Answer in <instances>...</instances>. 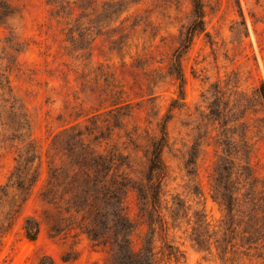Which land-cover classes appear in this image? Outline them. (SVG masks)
<instances>
[{"label": "rangeland", "instance_id": "obj_1", "mask_svg": "<svg viewBox=\"0 0 264 264\" xmlns=\"http://www.w3.org/2000/svg\"><path fill=\"white\" fill-rule=\"evenodd\" d=\"M201 2L0 0V264H264V0Z\"/></svg>", "mask_w": 264, "mask_h": 264}, {"label": "trees", "instance_id": "obj_2", "mask_svg": "<svg viewBox=\"0 0 264 264\" xmlns=\"http://www.w3.org/2000/svg\"><path fill=\"white\" fill-rule=\"evenodd\" d=\"M193 9H194V14H195V20L198 23H202L203 22V7H202V2L201 0H193ZM163 134L165 135V129H163ZM160 144H158L153 152H152V163L154 165H158L159 164V154H160ZM37 230L32 231L30 229H28L27 227H25V231H26V236L30 239V240H34L35 236L37 234Z\"/></svg>", "mask_w": 264, "mask_h": 264}]
</instances>
